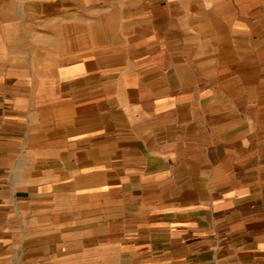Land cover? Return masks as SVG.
<instances>
[{"label":"crops","instance_id":"1","mask_svg":"<svg viewBox=\"0 0 264 264\" xmlns=\"http://www.w3.org/2000/svg\"><path fill=\"white\" fill-rule=\"evenodd\" d=\"M0 264H264V0H0Z\"/></svg>","mask_w":264,"mask_h":264}]
</instances>
